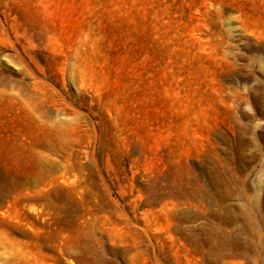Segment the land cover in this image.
I'll use <instances>...</instances> for the list:
<instances>
[{
    "label": "rangeland",
    "instance_id": "1",
    "mask_svg": "<svg viewBox=\"0 0 264 264\" xmlns=\"http://www.w3.org/2000/svg\"><path fill=\"white\" fill-rule=\"evenodd\" d=\"M0 264H264V0H0Z\"/></svg>",
    "mask_w": 264,
    "mask_h": 264
}]
</instances>
